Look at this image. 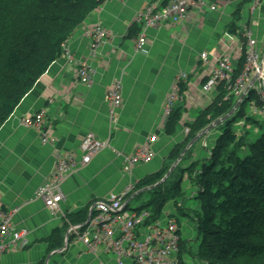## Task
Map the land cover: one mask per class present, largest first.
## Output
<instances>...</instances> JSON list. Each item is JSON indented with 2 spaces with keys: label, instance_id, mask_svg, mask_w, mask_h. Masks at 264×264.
<instances>
[{
  "label": "crops",
  "instance_id": "obj_1",
  "mask_svg": "<svg viewBox=\"0 0 264 264\" xmlns=\"http://www.w3.org/2000/svg\"><path fill=\"white\" fill-rule=\"evenodd\" d=\"M164 1L114 0L92 13L67 44L75 61H87L94 70L91 86L78 83L74 66L67 64L62 54L1 127L0 211L19 209L14 223L28 228L30 245L24 250L4 254L0 264H39L43 259L46 261L50 253L44 239L52 230L62 226L66 215L85 208L89 211L96 200L111 191H122L127 182L120 174L121 158L106 151L67 178L62 187L64 198L59 204V212L52 214L41 201L30 200L49 177L57 156L75 154L79 158L81 140L89 131L101 139L110 136L112 147L124 154H131L147 138L156 135L157 142L153 147L157 156L135 170L139 179L150 176L187 138L182 133L185 124H192L216 95L205 98L199 91L207 73L205 67L197 62L198 54L218 52L222 49L224 34L231 27L237 30L242 25L248 27L263 53L264 0L254 11L251 10L253 0H213L216 12L192 11L186 22H166L158 29L148 30L147 46L142 53H136L138 35L128 36L136 13L148 5L161 7ZM97 23L104 26L108 36L93 55L90 41L83 36V31ZM179 71H186L189 77L181 88L183 99L178 102L181 120L169 136L164 132L162 106ZM115 81L121 84L123 103L111 114L106 95ZM40 110L45 111V125L52 131L51 143L47 145L41 144L33 129L20 125L21 118ZM204 138L196 143L202 144ZM187 153V164H190L199 152L191 146ZM180 163L173 174L175 177H179L186 167ZM49 262L114 264L110 255L92 257L72 241L60 252L51 253Z\"/></svg>",
  "mask_w": 264,
  "mask_h": 264
},
{
  "label": "trees",
  "instance_id": "obj_2",
  "mask_svg": "<svg viewBox=\"0 0 264 264\" xmlns=\"http://www.w3.org/2000/svg\"><path fill=\"white\" fill-rule=\"evenodd\" d=\"M113 1L0 0V128L41 76L64 54L75 31L84 25L92 13ZM139 27L135 22L132 23L128 36L136 37ZM233 29L231 27L229 32L235 33ZM238 36L241 38L242 35L239 33ZM243 67L244 55L235 64L233 79L242 73ZM227 93L223 86H219L211 106L192 124H185L189 128L187 138L173 149L162 165L164 168L142 178L136 189L142 192L162 180L166 169L183 152V144L231 111L234 99ZM256 99L255 93L251 91L245 102ZM245 102L222 123L223 131L213 146L206 150V157L184 167L178 182L165 194L174 199L179 197L182 191L181 179L185 174L191 178L196 189L198 208L187 217L194 223L196 256L204 264H264V120L258 122L245 117L244 122L258 126L259 132L249 141L244 151L249 134L243 129L242 133H238L235 124L244 117ZM180 108L177 104L166 119L165 135L171 136L174 133L181 120ZM166 200L163 198L160 202L150 203L152 210L142 205L135 211L148 210V224L162 217ZM88 213V208H85L66 215L62 226L52 230L48 238L44 239L48 254L62 249L65 233L71 226L83 225ZM175 218L181 228L180 221ZM179 234L178 260L183 264L182 230Z\"/></svg>",
  "mask_w": 264,
  "mask_h": 264
},
{
  "label": "built area",
  "instance_id": "obj_3",
  "mask_svg": "<svg viewBox=\"0 0 264 264\" xmlns=\"http://www.w3.org/2000/svg\"><path fill=\"white\" fill-rule=\"evenodd\" d=\"M261 0H253L251 10L254 11ZM205 10L216 12L217 6L213 0H167L157 7L148 5L136 13L134 22L140 26V33L136 39L135 52L142 53L147 46L146 33L148 30L158 29L166 22H186L191 12L204 13ZM241 34L243 39L239 38ZM83 36L90 43L93 55L102 46L108 36L103 25L97 23L83 31ZM221 50L209 54H198L197 62L206 69V79L200 86V93L205 98L211 97L219 86L227 90L228 96H233L239 106L254 92L257 99L248 102L253 114L260 115L264 120V67L261 68L263 53L252 37L246 25L239 26L235 33L226 32L221 41ZM244 55L242 73L233 79L235 64ZM67 64L73 65L78 83L90 87L94 70L87 61H75L72 54L64 49ZM188 73L179 71L175 76L170 92L164 99L162 106V120L165 122L172 110L182 100L181 88L188 81ZM107 100L111 107V114L123 103L121 84L115 81L107 91ZM243 99L241 100V98ZM238 106V107H239ZM46 113L40 110L31 116L21 118L20 125L33 129L43 145L51 143L52 131L45 125ZM245 122H240L243 127ZM188 127L182 133L187 135ZM157 136L152 135L134 152L124 154L118 152L110 144V136L99 138L94 132H87L80 143V157L75 154L57 156L49 177L36 189L30 201H41L44 207L56 214L59 204L63 201L62 187L67 178L88 166L95 157L108 151L120 157L122 165L121 176L127 181L125 188L119 192H109L96 200L90 208L89 221L83 225L71 226L68 230L72 243L78 244L85 253L96 257L99 254H113L114 264H180L178 260L181 228L172 215L162 216L158 220L146 224L150 219L148 210L137 212L128 209V196L135 192L139 179L135 170L140 165L149 164L156 156L154 144ZM19 209L9 212L0 211V259L9 251H20L30 245V231L25 226L18 227L14 223V216Z\"/></svg>",
  "mask_w": 264,
  "mask_h": 264
},
{
  "label": "rangeland",
  "instance_id": "obj_4",
  "mask_svg": "<svg viewBox=\"0 0 264 264\" xmlns=\"http://www.w3.org/2000/svg\"><path fill=\"white\" fill-rule=\"evenodd\" d=\"M263 53H264V51H263ZM213 100H214V97L211 99V102H209L208 107L211 106ZM235 105H236V101H234V106ZM243 114H244V117H241L240 119H238L236 121L235 127L238 129V131H237L238 133H240V132L242 133V129H243V130H246L249 134L247 137V140L245 142V146H244V148H245L244 151H246L247 150L246 147H247V144L249 143V141L253 140L259 132L258 126L254 125L252 123L251 124L245 123L244 126L241 127L240 122L245 121V117H250L253 120L258 121V122H262L263 118L260 115H256V114L252 113L251 105L248 102H245V104L243 105ZM222 131H223V125L222 124L218 125L207 136H205L202 144H200L199 142L196 143L198 141L197 140L192 145V148L196 147V150L199 152L195 161H200V160H202L201 158L206 157V150H209L213 146L215 139L222 133ZM191 138L192 137H190L189 140ZM189 140L187 141L186 144H183V145H185V147L189 143ZM244 151L242 150L241 152L243 153ZM187 156H188V153L185 154L184 158L181 160V162H183L182 166L189 165V164H187V161H189L186 159ZM169 164H167V165H169ZM178 165L180 166L181 163L179 162ZM178 165H177V167H175V170L173 172H171L165 178V180L161 183L162 186L160 187V189H158V190L153 189L152 191H151V189H148V190H144L142 192L140 189H136L134 193L129 195L127 200L130 199L131 197L132 198L130 199V202L128 204V209L135 210V209L139 208L140 206L145 205V206H147V209L152 210V206L149 205L150 203H153L154 201L160 202V200L162 201L163 198L167 199L166 200L167 203L165 204V206L163 208L162 216H168V215L171 216L172 215V216L177 217L178 220L180 221L181 230H182V237H183L182 240L184 243V253L181 256L183 264H204L196 256L197 245H196V240H195L196 235H195L194 223L189 217H187V215L189 216L190 214H192L194 212V210H196L198 208V202L195 201L196 189L192 185L191 178H189L188 174H185L184 177L181 179L182 180L181 181V190L182 191H181V195L179 197H176L174 199L171 197V195L165 196L166 191L168 192L169 188L172 187L174 184H176L182 175V173L180 175H178L179 177H175V175H173L174 172L176 171V169L179 167ZM169 166L170 167H168V168L166 167L167 169L165 171V175L168 173V171L170 170L172 165H169ZM162 168H164V167H162V165H161L158 168L157 172L161 171ZM22 172H23V170H22ZM164 176H163V178H164ZM126 184H127V182L124 183V188H125ZM111 258L115 259V256L113 254H111ZM39 264H45L44 259H43V261L39 262ZM255 264H257V263H255Z\"/></svg>",
  "mask_w": 264,
  "mask_h": 264
},
{
  "label": "water",
  "instance_id": "obj_5",
  "mask_svg": "<svg viewBox=\"0 0 264 264\" xmlns=\"http://www.w3.org/2000/svg\"><path fill=\"white\" fill-rule=\"evenodd\" d=\"M264 67V53H263V56H262V62H261V68ZM243 99V97L241 98V100ZM238 106H239V102L236 103V105L231 109V111L226 115L224 116L223 118L217 120L216 122L212 123L211 125L207 126L202 132H200L199 134H197L189 143L188 145L186 146V148L183 150V152L181 153V155L178 157V159L174 162L173 166L170 168V170L168 171V173L164 176V178L162 180H160L157 184H155L154 186L150 187V188H147L146 190L148 189H152L158 185H160L164 180L165 178L171 173L174 171L175 167L179 164V162L181 161V159L183 158V156L185 155V153L187 152V150L199 139L207 136L212 130L215 129V127H217L218 125H221L223 122H225L230 116H232L235 111L238 109ZM90 216H91V212L88 213V218H87V221H89L90 219ZM68 234L69 232L67 231L66 235H65V241H64V248H66V246L68 245ZM60 250H56L54 252H51L52 254L53 253H57V252H60ZM50 253V254H51ZM50 254L48 255V257L46 258V261H45V264H48V261H49V258H50Z\"/></svg>",
  "mask_w": 264,
  "mask_h": 264
}]
</instances>
